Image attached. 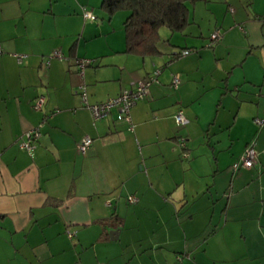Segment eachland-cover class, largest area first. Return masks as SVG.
Wrapping results in <instances>:
<instances>
[{
  "label": "crops",
  "instance_id": "1",
  "mask_svg": "<svg viewBox=\"0 0 264 264\" xmlns=\"http://www.w3.org/2000/svg\"><path fill=\"white\" fill-rule=\"evenodd\" d=\"M231 2L188 7L142 56L102 0H0V264H264V0ZM156 68L132 129L82 105L80 85L100 102ZM41 122L30 155L19 141ZM252 138L255 163L232 171Z\"/></svg>",
  "mask_w": 264,
  "mask_h": 264
},
{
  "label": "trees",
  "instance_id": "2",
  "mask_svg": "<svg viewBox=\"0 0 264 264\" xmlns=\"http://www.w3.org/2000/svg\"><path fill=\"white\" fill-rule=\"evenodd\" d=\"M187 1L189 0H102V7L109 13H113L118 9H124L127 11V15L123 21V28L125 32V50L143 56L161 53L159 48V42L161 40L160 28L166 27L171 31H179L182 30L186 24H188L189 9ZM190 1L194 2V0ZM176 54L177 52L175 55ZM151 75L152 74L148 75L146 78L151 77ZM157 76L158 75H154V79L150 82V84L158 81ZM178 109H182L184 112L183 108L180 107ZM184 138V147H180L178 145L182 149V153L186 152L187 138ZM251 140L255 142V139L252 138ZM250 141L247 142L246 146ZM255 150L256 156L253 164L256 161L258 153L256 142ZM240 156L234 162H238ZM234 162L230 165L232 171L234 170L232 168Z\"/></svg>",
  "mask_w": 264,
  "mask_h": 264
},
{
  "label": "built area",
  "instance_id": "3",
  "mask_svg": "<svg viewBox=\"0 0 264 264\" xmlns=\"http://www.w3.org/2000/svg\"><path fill=\"white\" fill-rule=\"evenodd\" d=\"M83 15L91 19L95 18V15L87 10L83 11ZM210 38L212 40H218L220 38L219 30L218 29L214 30L211 33ZM188 52L189 49H183L179 52V55H185ZM51 56L62 57V54L60 53V51L55 50ZM18 59L19 60L21 59V55H18ZM48 62H49V58H47V63ZM89 62L90 59H83V58L78 59L77 60V65L79 67L78 71L82 73L84 66ZM158 72H159V68H156L154 70V73L151 75V77L138 80L133 89H124L116 96L109 97L104 101L95 102V103L88 102L85 87L84 85H80L78 87V92L81 97L82 105L89 109L93 119H99L107 115L113 107H117L118 109L117 119L126 121L128 123V128L132 129L133 123L130 117V108L138 99L142 98L146 94L150 82L154 79V75L158 74ZM171 81H172V85L174 87H177L179 82L178 76L173 75ZM43 102H44V96H38L34 102L33 107L35 109H39L42 106ZM174 121L176 125L179 126L184 125L188 122V119L182 109H178L175 112ZM255 121L257 123H261V119L256 118ZM42 125L43 124L41 122L37 126L27 130L24 133L22 139L19 141V146L24 148L30 155L33 154V150L35 147L32 140H35L40 136ZM91 143H92V138L89 135H85L78 142L77 148L80 152H85ZM178 145L180 147H184L185 145L184 136H180L178 138ZM183 155L184 156L187 155V152H184ZM255 156H256L255 142L251 140L249 144L246 146L244 152L241 154L239 161L233 163L232 168L236 170L240 167H250L253 164ZM127 199L129 202H135L137 200V198L134 195H128ZM67 234L68 236H71L73 234V231H68Z\"/></svg>",
  "mask_w": 264,
  "mask_h": 264
},
{
  "label": "rangeland",
  "instance_id": "4",
  "mask_svg": "<svg viewBox=\"0 0 264 264\" xmlns=\"http://www.w3.org/2000/svg\"><path fill=\"white\" fill-rule=\"evenodd\" d=\"M230 1H232L231 3H230V5H234V6H241L239 3L242 1V0H230ZM194 2L195 3H193V1H187V6L188 7H190V8H192V16H193V11H194V18H196L197 19V17H198V13H196V8L197 7H200V6H202V5H204L205 6V4H206V0H194ZM208 2V1H207ZM224 4H225V6H227V3L226 2H224ZM193 6H194V9H193ZM196 9V10H195ZM124 13H125V10L124 9H118V10H116V11H114L112 14H115L114 15V19L116 20H118V24H120L121 25V21H122V18H123V15H124ZM126 14V13H125ZM207 14H209L208 12L206 13V15ZM205 15V16H206ZM126 16V15H125ZM168 30H167V28L166 27H163V28H161L160 29V34H161V36H162V39L164 40V39H166V40H169V36H171V35H173L172 36V39H174L175 40V36H176V33L177 32H167ZM173 33V34H172ZM209 41V38H208V40H207V42ZM162 43H163V41H162ZM207 44V43H206Z\"/></svg>",
  "mask_w": 264,
  "mask_h": 264
},
{
  "label": "water",
  "instance_id": "5",
  "mask_svg": "<svg viewBox=\"0 0 264 264\" xmlns=\"http://www.w3.org/2000/svg\"><path fill=\"white\" fill-rule=\"evenodd\" d=\"M116 233H117V232H116L115 230H111V231H110V234H111V235H114V234H115V235H114V238L117 237Z\"/></svg>",
  "mask_w": 264,
  "mask_h": 264
}]
</instances>
